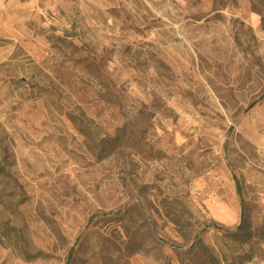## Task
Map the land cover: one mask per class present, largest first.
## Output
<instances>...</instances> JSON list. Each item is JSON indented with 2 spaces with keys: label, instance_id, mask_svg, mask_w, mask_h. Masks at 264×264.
<instances>
[{
  "label": "rangeland",
  "instance_id": "obj_1",
  "mask_svg": "<svg viewBox=\"0 0 264 264\" xmlns=\"http://www.w3.org/2000/svg\"><path fill=\"white\" fill-rule=\"evenodd\" d=\"M264 264V0H0V264Z\"/></svg>",
  "mask_w": 264,
  "mask_h": 264
},
{
  "label": "trees",
  "instance_id": "obj_2",
  "mask_svg": "<svg viewBox=\"0 0 264 264\" xmlns=\"http://www.w3.org/2000/svg\"><path fill=\"white\" fill-rule=\"evenodd\" d=\"M207 262L209 264H217L218 263V261L213 256H211V255H208L207 256Z\"/></svg>",
  "mask_w": 264,
  "mask_h": 264
}]
</instances>
